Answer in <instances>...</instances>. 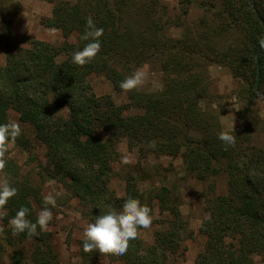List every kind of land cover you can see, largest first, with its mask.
<instances>
[{"label":"trees","instance_id":"16d2710c","mask_svg":"<svg viewBox=\"0 0 264 264\" xmlns=\"http://www.w3.org/2000/svg\"><path fill=\"white\" fill-rule=\"evenodd\" d=\"M199 6L203 15L196 27L186 24L181 36L174 38L167 34L168 19L159 14L155 0H58L52 16L42 23L61 29L66 37L76 32V46L34 40L30 47L8 49L6 64H0V124L12 120L11 112L18 116L21 134L10 143L28 152L29 160H37L40 168L36 174L23 172L17 161L4 158L2 172L18 190L0 210L5 211L3 240L12 248L11 264H60L50 232L38 228V235L28 237L26 233L13 235L8 227L21 206L30 209L28 219L35 222L43 207L42 187L47 180L59 182L92 221L109 210L119 212L128 197L147 205L150 214L157 199L160 211H169L173 217L167 229L155 233L152 243L139 235L122 256L84 252L81 242L84 264H96L103 257L114 264H169L189 233L178 185L174 181L173 189L163 185L159 191L141 193L137 182L153 179V174L128 164H122L121 172L113 168L120 161L117 143L122 138H127L130 147H138L142 156L151 151L181 155L188 176L207 180L211 174L227 175V193L205 198L209 215L200 231L207 241L198 264H264V148L253 142L248 121L260 118L254 108H244L240 115L248 127L231 130L236 143L225 150L217 133L225 130L221 117L226 108L223 96L212 91L209 77L211 65L229 64L244 80L251 101L258 90L264 95V50L259 47L264 38V0H202ZM184 12L189 13V8ZM88 17L104 30L101 49L93 60L79 66L71 57L88 43L80 38ZM63 51L69 57L58 61ZM153 60L176 77L171 90L134 89L127 92L126 104L95 93L92 73L104 74L116 91L123 92L120 82ZM132 106L143 111L125 115ZM65 108L70 111L68 116L62 113ZM97 127L107 133L105 140L97 137ZM28 131L45 147L46 163L33 154L34 141ZM151 141H155L154 148L148 146ZM115 176L126 182L125 197L110 187ZM31 239L35 246L27 252L23 243Z\"/></svg>","mask_w":264,"mask_h":264},{"label":"rangeland","instance_id":"374dc122","mask_svg":"<svg viewBox=\"0 0 264 264\" xmlns=\"http://www.w3.org/2000/svg\"><path fill=\"white\" fill-rule=\"evenodd\" d=\"M58 0H0V64L5 65L7 61V52L10 48L17 51L21 47H30L34 40L48 41L54 45L61 46L64 43L78 44V35L73 32L66 37L59 28L48 27L42 23L44 18L52 16L53 8ZM75 2L77 0H70ZM154 1V0H152ZM159 6V14H163L166 23V32L171 37L179 38L186 27H196V21L203 15V10L199 6L202 0H190V3H183L182 0H155ZM189 8V13L185 14L184 9ZM167 14H165L166 12ZM11 21L9 28H4L8 21ZM69 56L65 51L57 56L58 61H63ZM258 58V54L256 55ZM146 73L145 82L141 87L142 91H161L171 90L176 82L174 75L163 71L161 63L157 60L149 61L138 67ZM209 77L212 80V91L222 95V102L226 108L221 121L225 130H234L241 127H248L246 120L240 115V112L246 108H254V114L259 116L260 121L248 120L253 127V142L264 148V95L259 90L258 96L251 101L245 92L244 80L237 77L233 68L229 64H213L209 67ZM90 81L97 95H111L116 104H126L129 97L125 92H118L114 88L112 81L100 73H92ZM143 110L138 107H130L125 111V115H136ZM64 115H69V109H63ZM11 119L18 122V116L11 112ZM30 137L32 135L28 131ZM96 135L99 139L105 140L107 133L102 127H97ZM33 140V138H32ZM32 148L33 154L38 160L46 163L45 147L35 141ZM117 150L120 161L113 163L116 172H121V159L124 155H129L135 162L128 164L130 166H139L153 174V179H141L137 182V188L143 194L148 190L159 189L166 185L173 189L174 181L178 185L179 203L183 218L188 222L189 233L183 240L179 251L169 258V264H198L197 257L205 247L207 236L200 231L203 220L208 217L206 209V197H218L227 193V175L211 174L207 180H201L195 176H188L183 171V158L181 155H157L155 152H148L142 156L138 147H130L127 138H122L117 143ZM5 157L17 161L23 169V172L31 171L36 174L40 168L37 167V160L30 161L29 153L20 147L9 143L8 151ZM4 157V158H5ZM3 172H0V178H4ZM39 180V179H38ZM110 187L114 189L120 197L126 196V182L118 176L110 181ZM156 191V192H157ZM48 192L59 193L56 195V206L53 213V219L49 223L48 232L51 233V243L58 253L60 264H84L80 255L81 235L83 226L92 222V220L83 213V208L79 201L70 198L64 187L56 180H47L42 187V194ZM5 211H0V262L11 264L10 254L12 248L5 244L3 240L4 229L7 225L2 216ZM152 224L147 229H139V235L148 243H152L155 233L165 230L170 226L172 215L169 211L162 212L159 208V201L156 199L153 203ZM9 227V225H8ZM35 246L33 239L23 243L27 252H32ZM259 260L258 257H255ZM96 264H114L108 258L99 259Z\"/></svg>","mask_w":264,"mask_h":264},{"label":"clouds","instance_id":"9594fccd","mask_svg":"<svg viewBox=\"0 0 264 264\" xmlns=\"http://www.w3.org/2000/svg\"><path fill=\"white\" fill-rule=\"evenodd\" d=\"M103 28H98L91 17L87 18L86 29L80 37L88 41L85 46L72 54V63L84 66L93 60L101 49L100 37L103 35ZM259 47L264 50V38L259 40ZM146 79V73L141 69H136L132 74L125 77L120 82V88L127 93L138 89L143 85ZM234 131V123L232 125ZM21 134V128L17 121L10 120L0 124V172L6 166L4 159L9 148L10 142H15ZM218 139L225 145L235 146L236 136L232 131L221 130L217 133ZM149 147H155V141L149 142ZM135 161L129 156L124 155L121 159L123 164H131ZM17 189L13 187L7 177L0 178V210H3L8 201L17 194ZM59 193L48 192L43 195V207L37 213L35 222L28 219L30 209L21 206L11 217L8 224L13 235L26 233L28 237L38 235L40 231H47L49 223L53 219L51 207L56 206V195ZM151 209L147 205H142L140 200L128 197L124 200L119 212L109 210L98 215L94 221L88 222L83 226L81 240L83 242L84 252H99L100 255L122 256L127 253L129 242L139 236V229H147L152 224ZM3 231V228H0Z\"/></svg>","mask_w":264,"mask_h":264}]
</instances>
